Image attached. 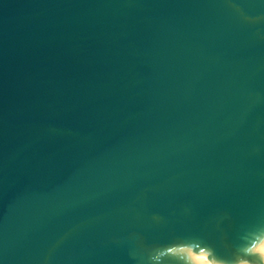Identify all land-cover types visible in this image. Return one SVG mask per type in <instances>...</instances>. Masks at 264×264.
Returning a JSON list of instances; mask_svg holds the SVG:
<instances>
[{
	"label": "water",
	"instance_id": "obj_1",
	"mask_svg": "<svg viewBox=\"0 0 264 264\" xmlns=\"http://www.w3.org/2000/svg\"><path fill=\"white\" fill-rule=\"evenodd\" d=\"M264 0H0V264H264Z\"/></svg>",
	"mask_w": 264,
	"mask_h": 264
},
{
	"label": "bare ground",
	"instance_id": "obj_2",
	"mask_svg": "<svg viewBox=\"0 0 264 264\" xmlns=\"http://www.w3.org/2000/svg\"><path fill=\"white\" fill-rule=\"evenodd\" d=\"M258 251L263 255L264 257V241L263 243L258 247Z\"/></svg>",
	"mask_w": 264,
	"mask_h": 264
}]
</instances>
